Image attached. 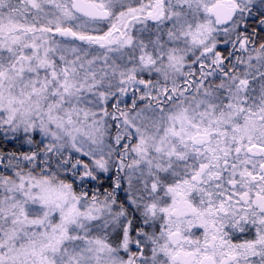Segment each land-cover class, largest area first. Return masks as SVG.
I'll return each instance as SVG.
<instances>
[{
  "label": "snow or ice",
  "instance_id": "6c2138e0",
  "mask_svg": "<svg viewBox=\"0 0 264 264\" xmlns=\"http://www.w3.org/2000/svg\"><path fill=\"white\" fill-rule=\"evenodd\" d=\"M0 264H264V0H0Z\"/></svg>",
  "mask_w": 264,
  "mask_h": 264
}]
</instances>
